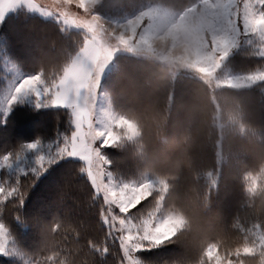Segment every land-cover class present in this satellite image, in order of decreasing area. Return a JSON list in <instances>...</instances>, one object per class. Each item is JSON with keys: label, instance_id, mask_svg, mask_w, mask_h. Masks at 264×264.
<instances>
[{"label": "clouds", "instance_id": "1", "mask_svg": "<svg viewBox=\"0 0 264 264\" xmlns=\"http://www.w3.org/2000/svg\"><path fill=\"white\" fill-rule=\"evenodd\" d=\"M34 4L41 16L56 21L61 6L54 0ZM216 4L217 0H150L131 17H142L143 25L154 21L147 33L150 43L131 51L119 49L142 62L120 67L119 87L114 91H102L100 80L93 98V119L101 120L95 125L97 130L120 118L132 122L136 129L132 135L120 128L119 139L111 145L123 160L133 163L134 174H122L121 159L108 156L101 137L97 145L104 166L114 176L137 184L150 183L153 207L158 205L162 216L172 214L182 219L167 244L191 246L194 256L159 264H201L203 251L209 246L218 248L233 264H264V248L256 243L258 230L264 229V125L249 117L236 95L248 86L238 81L227 86L222 81L228 76L221 71L204 76L178 58L185 48L202 47L215 33L219 19ZM155 9L164 15L154 18ZM74 32L59 26L34 73L50 81L67 67L83 62ZM69 40L76 43L74 48L68 46ZM185 71L197 76L199 83L187 99L177 100L175 81ZM257 83L264 82H247L250 86ZM226 167L241 183L244 196L242 211L227 226L211 210L219 176ZM253 177L257 178L255 187ZM245 246L253 252L238 254ZM141 264L155 262L141 258Z\"/></svg>", "mask_w": 264, "mask_h": 264}, {"label": "snow or ice", "instance_id": "2", "mask_svg": "<svg viewBox=\"0 0 264 264\" xmlns=\"http://www.w3.org/2000/svg\"><path fill=\"white\" fill-rule=\"evenodd\" d=\"M61 7L56 17L60 27L75 30L82 41H79L83 53L82 63H74L55 79L46 81L40 73L25 75L14 82L6 96L0 100V123L6 122L7 116L25 98L31 97L37 109L54 108L64 110L70 116L72 131L70 135L58 134L54 143L44 146L41 139L22 142L11 150L0 152V170L5 178L0 179V213L10 199L19 210L24 207L26 193L21 191V176L38 180L49 168L62 160L73 159L82 162L80 173L86 174L92 189V199L102 198L101 218L107 227V237L119 233V248L122 255L120 264H141L142 252L150 251L167 244L176 228L182 223L179 216L169 214L162 216L159 206L151 207L144 212L137 210L144 201L152 198L153 186L150 183L137 184L124 176H114L103 164L104 157L97 141L103 137V150L119 139V129L124 128L129 134L136 132L132 122L120 118L112 120L103 130L95 125L101 124L97 117L93 119V98L96 96L99 82L107 64L114 53L121 48L132 50L140 44L150 43L147 34L149 25H143L142 17H134L124 22L109 21L97 14L95 9L102 0H54ZM36 10L33 0H0V22L10 10L20 5ZM73 5L80 11H73ZM218 24L215 33L199 48H185L178 57L193 71L204 76H214L239 40L248 37L254 44V54L264 58V0H217ZM164 13L153 10V16L162 17ZM239 82V85L250 86L248 81L264 82V63L237 76H228L222 81L227 86ZM116 129L114 131L113 129ZM35 152L31 167L20 166L26 153ZM257 178H252L255 187ZM163 183V182H161ZM166 187V186H165ZM114 210H118V213ZM17 221L25 217L18 215ZM60 223L55 226L42 224L46 238L45 247L25 259L29 253L18 247L11 226L0 215V255L16 256L22 264H67V257L61 259V252L55 246L49 247L47 239L57 233ZM256 243L264 248V229L258 230ZM91 255L100 257L99 264H106L105 258L109 247L88 241ZM253 248L245 246L239 253L248 255ZM50 252L49 255H43ZM201 264H233L231 259L215 246L203 251Z\"/></svg>", "mask_w": 264, "mask_h": 264}, {"label": "trees", "instance_id": "3", "mask_svg": "<svg viewBox=\"0 0 264 264\" xmlns=\"http://www.w3.org/2000/svg\"><path fill=\"white\" fill-rule=\"evenodd\" d=\"M168 2L175 3L176 0ZM149 3L150 0H103L95 11L107 18H126L136 15ZM58 31L59 25L53 18L43 17L25 5L7 13L0 23V100L6 96L14 82L35 72L44 53L48 51L49 40ZM74 36L78 41L83 39L77 32H74ZM249 40L247 37L242 38L237 43L238 47L231 51L220 70L224 75L244 73L264 63V58L254 54V47L248 44ZM67 44L72 48L76 46L72 40L67 41ZM141 62L140 57L129 52L118 53L103 79L102 89L116 90L119 87L120 67H130ZM198 83V77L192 72L180 73L174 85L177 100L187 99ZM236 95L243 102L249 117L264 125V83L241 88ZM72 130L70 116L66 111L37 109L28 102L18 103L7 116L6 122L0 123V152L37 138L41 139L44 146L52 143L55 146L58 134L70 135ZM105 152L111 158L121 159L120 169L123 175L134 174L133 163L123 160L119 151L107 148ZM81 166L83 165L79 160L67 159L53 165L35 183L33 179L21 176V191L26 193L24 207L18 210L10 199L0 215L11 226L18 247L29 253L25 259H31L32 254L45 247L42 224L55 226L60 223L61 228L57 233H52L47 243L49 247L55 246V250L61 252V259L67 257L72 264H99L100 257L91 255L87 247L88 241L93 240L109 247L106 264H120L122 252L119 248V233L106 238L108 229L100 215L102 198L95 201L92 199L94 190L86 175L78 171ZM4 178L5 173L0 170V179ZM243 199L241 183L234 178L230 168H224L212 197L211 210L227 226L242 211ZM150 202L151 198L144 201L137 210H133V213L147 211L151 207ZM18 215L25 217V220L17 221ZM49 254L51 253H43ZM139 255L146 261L159 264L164 260L192 258L194 251L188 245L166 244ZM0 264H22V261L16 256L0 255Z\"/></svg>", "mask_w": 264, "mask_h": 264}, {"label": "rangeland", "instance_id": "4", "mask_svg": "<svg viewBox=\"0 0 264 264\" xmlns=\"http://www.w3.org/2000/svg\"><path fill=\"white\" fill-rule=\"evenodd\" d=\"M103 1V0H102ZM99 5V4H98ZM72 10L73 11H77V12H79L80 10L79 9H76L75 8V6L73 5V8H72ZM98 14V13H97ZM100 15V14H99ZM102 16V15H101ZM135 16V15H134ZM104 19H106V20H109V21H116V22H124V21H126L127 19H129V18H131V17H133V16H128V17H126V18H122V17H118V18H107V17H104V16H102ZM248 38V37H247ZM239 43L241 42V40H239L238 41ZM238 43V44H239ZM248 44H251L253 47H254V44L253 43H251L250 42V40L248 41ZM236 47H238L237 45H236ZM120 52H127V51H125V50H119V51H117V52H115L114 53V56H113V60L110 62V64L105 68V70H104V72H103V74H102V78H101V90L102 91H104L103 89H102V82H103V79H104V77H105V75L108 73V71L111 69V67L113 66V63H114V61H115V57H116V55L118 54V53H120ZM232 53V52H231ZM230 53V54H231ZM229 54V55H230ZM227 59V58H226ZM226 59H225V61H226ZM240 74H243V73H229V76H237V75H240ZM18 75H20V72L18 73ZM10 89V88H9ZM25 102H28V103H30V104H34L33 103V101H32V98L31 97H28V98H25L24 100H23V102L22 103H25ZM103 103V100L101 99V104ZM35 155H36V153L35 152H29L28 154H26L25 155V158L22 160V161H20L19 163H20V166H23V167H31L32 165H33V163H34V158H35ZM117 211V210H116Z\"/></svg>", "mask_w": 264, "mask_h": 264}, {"label": "crops", "instance_id": "5", "mask_svg": "<svg viewBox=\"0 0 264 264\" xmlns=\"http://www.w3.org/2000/svg\"><path fill=\"white\" fill-rule=\"evenodd\" d=\"M33 2H37V0H33ZM22 5H23V4H22ZM22 5H20V6H22ZM10 11H11V10H10ZM10 11H9V12H10ZM33 11H36V10H33ZM6 15H7V14H6ZM0 23H1V22H0Z\"/></svg>", "mask_w": 264, "mask_h": 264}]
</instances>
